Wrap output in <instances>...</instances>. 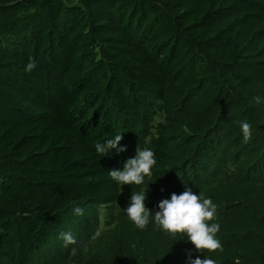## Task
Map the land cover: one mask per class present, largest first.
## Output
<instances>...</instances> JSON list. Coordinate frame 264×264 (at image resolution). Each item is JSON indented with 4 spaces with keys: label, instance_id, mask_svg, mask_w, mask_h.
<instances>
[{
    "label": "trees",
    "instance_id": "obj_1",
    "mask_svg": "<svg viewBox=\"0 0 264 264\" xmlns=\"http://www.w3.org/2000/svg\"><path fill=\"white\" fill-rule=\"evenodd\" d=\"M116 134L127 150L98 155ZM138 146L152 176L118 185L108 171ZM185 187L217 205L223 251L124 211L147 188L154 215ZM189 250L264 264V0H0V264H187Z\"/></svg>",
    "mask_w": 264,
    "mask_h": 264
},
{
    "label": "clouds",
    "instance_id": "obj_2",
    "mask_svg": "<svg viewBox=\"0 0 264 264\" xmlns=\"http://www.w3.org/2000/svg\"><path fill=\"white\" fill-rule=\"evenodd\" d=\"M36 66V62L30 58L24 70L31 72ZM257 102H259V98H257ZM152 123L153 125L166 123V114L163 112L157 113L153 117ZM240 128L244 142H248L251 139V124L241 121ZM122 139V134H116L114 138L108 139L104 143H96V153L103 156L109 154L111 149H116L117 153L126 151V146L118 147ZM150 140L151 137H146L145 143H149ZM155 156V152L150 148L138 146L136 155L125 161L122 170L111 169L108 171V175L118 185L134 184L140 186L144 184L145 177L152 176L153 166L157 163ZM147 188L146 190L141 189L138 193L133 192L129 205L124 209L128 218L137 228L144 229L150 222V216H153L155 224L165 232L170 233L172 236L177 234L186 235L187 240L191 242L197 251H223L221 242L216 238L220 225L218 223H209L215 220L217 213V205L210 198H206L203 193L197 194L193 192L191 187H185L182 193H172L170 199L160 201L158 204L159 210L153 215L145 206ZM74 213L78 216L83 215L84 210L76 207L74 208ZM100 235L101 228L97 227L91 239L95 240ZM59 238L63 240L65 247L78 243L70 231L60 233ZM186 259L187 264H216L215 260L205 256L204 258L200 256L193 258L190 250L186 254Z\"/></svg>",
    "mask_w": 264,
    "mask_h": 264
}]
</instances>
